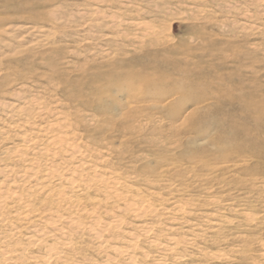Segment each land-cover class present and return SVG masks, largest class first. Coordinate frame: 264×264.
Returning a JSON list of instances; mask_svg holds the SVG:
<instances>
[{"label": "rangeland", "instance_id": "rangeland-1", "mask_svg": "<svg viewBox=\"0 0 264 264\" xmlns=\"http://www.w3.org/2000/svg\"><path fill=\"white\" fill-rule=\"evenodd\" d=\"M58 133L74 159L38 152ZM0 151V193L72 192L71 216L91 213L61 231L58 264H128L112 247L134 236L139 264H264V0H0ZM138 200L158 223L123 207ZM20 208L5 202L0 233L25 245L50 226ZM170 237L174 253L150 247Z\"/></svg>", "mask_w": 264, "mask_h": 264}, {"label": "bare ground", "instance_id": "bare-ground-1", "mask_svg": "<svg viewBox=\"0 0 264 264\" xmlns=\"http://www.w3.org/2000/svg\"><path fill=\"white\" fill-rule=\"evenodd\" d=\"M53 112V111H52ZM59 119V118H57ZM61 119V118H60ZM56 121V120H55ZM60 121V120H59ZM29 122V121H28ZM54 122V121H53ZM58 122V121H57ZM61 122V121H60ZM59 124V123H58ZM65 124V123H64ZM55 125V123H54ZM66 125H64L62 129H66L65 128ZM50 130L53 129L49 126ZM58 128V127H57ZM48 129V128H47ZM46 129V130H47ZM49 130V131H50ZM65 131V130H64ZM52 132V130H51ZM56 132V131H55ZM59 132V131H58ZM66 132V131H65ZM44 134V133H43ZM59 134V133H58ZM62 134V132H61ZM45 135V134H44ZM48 134H46L47 136ZM60 135V134H59ZM66 135V134H65ZM49 136V135H48ZM47 136V137H48ZM43 137V136H42ZM65 137V136H64ZM24 139V138H23ZM22 139V140H23ZM42 139V138H41ZM65 138H63V136H58V135H50L48 138H46V140L44 142H38V143H41L40 147L37 148L38 152H40L41 154H45L48 152V150L45 152V148H48L49 146H52V145H56V143L59 141L58 143V147L61 148V151H66L67 153L65 154L66 156L68 155L70 158L68 159H74V155H75V150H76V147L73 146L72 143H74L73 141H71L72 143H67V140L69 141L70 140H73L74 138H66V141L64 140ZM44 140V139H42ZM37 143V144H38ZM63 143L65 145H63ZM76 144V142H75ZM78 144V143H77ZM28 145V144H27ZM26 145V146H27ZM31 145V144H30ZM80 145V144H79ZM78 145V146H79ZM37 146V145H36ZM76 146V145H75ZM24 147V146H23ZM30 147V146H29ZM28 147V149H30ZM31 147H33L31 145ZM35 147V146H34ZM81 147V146H80ZM16 148V147H15ZM27 148V147H25ZM50 148V147H49ZM58 148V149H59ZM8 149V148H7ZM12 150V148H10ZM19 148H17L18 150ZM53 149V147H52ZM10 150V151H11ZM54 150V149H53ZM4 151V154L5 150ZM23 151V150H22ZM55 151V150H54ZM82 151V150H81ZM1 152V151H0ZM17 152V151H16ZM19 152V150H18ZM21 152V151H20ZM33 152V151H32ZM36 152V151H35ZM52 152V151H50ZM59 152V151H58ZM37 153V152H36ZM56 153V152H55ZM60 153V152H59ZM58 153V154H59ZM62 153V152H61ZM10 154V153H9ZM14 154V153H13ZM20 154V153H19ZM22 154V153H21ZM25 154V153H24ZM34 154V153H32ZM31 153L29 155H32ZM57 154V153H56ZM77 154V153H76ZM81 154V153H79ZM1 155V154H0ZM8 155V154H7ZM6 155V156H7ZM17 155V154H16ZM14 155V157L16 156ZM51 155V153H50ZM53 155V154H52ZM24 156V155H23ZM26 156V155H25ZM33 156V155H32ZM35 156V155H34ZM41 156V155H40ZM79 156V155H78ZM17 157V156H16ZM36 157V156H35ZM34 157V158H35ZM39 157V156H38ZM49 157V156H48ZM51 157V156H50ZM1 158H3V156H1ZM33 157H31L32 159ZM37 158V157H36ZM35 158V159H36ZM43 160H44V157H42ZM47 158V157H46ZM82 158V157H80ZM6 159V158H5ZM11 159V158H10ZM22 160V158H20ZM39 159V158H38ZM51 159V158H50ZM49 159V160H50ZM67 159V160H68ZM77 159V158H76ZM18 160V158H17ZM41 160V159H40ZM48 160V159H46ZM83 160V159H81ZM23 161H25L23 159ZM42 161V160H41ZM40 161V162H41ZM80 161V160H79ZM26 162V161H25ZM24 162V163H25ZM29 163V161H27ZM26 162V163H27ZM34 162V160H33ZM38 162V161H37ZM32 163V162H31ZM45 163V162H43ZM49 163V162H48ZM37 164V163H36ZM28 165V164H27ZM33 165H35L33 163ZM43 165V164H42ZM45 165V164H44ZM43 165V166H44ZM51 165V163H50ZM24 166V165H23ZM36 167L38 165H35ZM78 166V165H77ZM41 167V165H40ZM46 168V167H45ZM75 168V167H74ZM74 168L73 169V172H74ZM40 169V168H39ZM79 169V168H78ZM86 169V168H85ZM9 170V168L7 169ZM44 170V169H43ZM56 170V169H55ZM59 170V169H58ZM53 171V170H52ZM79 171V170H78ZM83 171V170H82ZM28 172H30V169H28ZM31 174H33V176L35 175L34 174V171L33 169H31ZM40 172V171H39ZM58 172V171H57ZM75 172H76V169H75ZM72 173V174H75ZM45 174V173H44ZM41 175V174H40ZM53 175V174H51ZM73 176L75 175H71L69 178H68V184L70 185L71 188L74 187V183H75V180L73 178ZM85 176V175H84ZM62 177V176H61ZM64 177V176H63ZM77 177V175H76ZM97 178V177H96ZM108 178V177H107ZM64 179V178H63ZM32 180V179H30ZM65 180V179H64ZM109 181H112V179L110 180L108 178ZM83 181V180H82ZM107 181V180H106ZM115 181V180H114ZM49 183V182H48ZM106 183V182H105ZM115 184V183H114ZM113 184V185H114ZM78 186V185H77ZM107 185L105 184V187ZM63 187V186H62ZM76 188V187H75ZM109 188H111V185L109 186ZM50 189H53L52 187ZM112 189V188H111ZM110 189V192H112V190ZM80 190V189H79ZM105 190H107V188H105ZM107 193V191H105ZM20 193V192H19ZM46 193V192H45ZM27 194V193H26ZM105 194V193H104ZM55 195V196H54ZM52 196V192L49 196L51 197H48V200L45 198L43 199V201L39 202L38 205L36 204H33V200L30 201L29 199L26 198L25 202L22 201V198L21 197H12L11 198V195H4L3 193H0V209L3 207V205L5 204L6 201H12L13 198L15 199H18L19 201V204L21 205V208L18 209V210H15L14 211V215L15 216H19L20 214H23V213H26V212H30L31 210L35 209V216L37 218H41V221L44 223V224H47L48 226H50V230L47 231V232H40L37 231L38 234H34V233H29L27 234V236L25 237V240H26V244L25 245H22L18 240H14L16 239L18 236V231H16L15 229L13 230L14 233H11V232H1L0 233V264H58L59 262L60 263H66L67 262V255L65 254L64 251H66V248L65 247H69L71 244L70 242L67 241V239L65 240L64 239V236L61 234V231H64L66 232L67 229H69V227H75L77 230L79 228H83V224L80 222V214L81 215H86L88 217L91 216V213H87L86 211H84V209H79V213H77V211L74 213V215L71 216V208L68 206L69 204H77L78 203V200L76 199V197L73 195V193L71 192L70 194H66V193H63L62 191H58L56 192V194H54ZM118 197V199L121 198V193H116V198ZM51 198V200H50ZM115 198V199H116ZM125 198V197H124ZM123 196H122V199H124ZM140 198V197H139ZM50 200V201H49ZM9 204V203H8ZM48 209H43V211L41 212L38 208H39V205L40 206H45V205H48ZM125 206V209H129V212H131L134 216L136 217H143V215H145V213L149 214V215H152V216H155V218L157 217V212L154 210L153 207H151V204L150 203H147L146 201H143V200H138V201H132V202H129V204H124ZM177 207V206H176ZM175 207V209H176ZM173 208V207H172ZM179 208V206L177 207ZM165 209V208H163ZM61 210L64 212L61 213ZM173 210V209H172ZM180 211H184L181 209H179ZM179 210H178V213H179ZM45 212L47 213H53L54 215L52 216H48L49 218L43 216L45 214ZM176 212V211H174ZM185 212V211H184ZM171 213V212H170ZM182 213V212H180ZM179 213V214H180ZM27 214V213H26ZM169 214V213H168ZM175 215V214H174ZM26 216H23V218H25ZM4 219L6 218H2L1 215H0V224L2 221H4ZM28 220H31V219H28ZM97 220V219H96ZM141 221V220H140ZM145 221V220H144ZM156 223H158L159 219L156 218ZM139 222V221H137ZM141 223V222H140ZM160 224V223H159ZM118 226V225H117ZM117 226L116 229L118 228ZM137 226V225H136ZM1 227V226H0ZM89 228L92 227V222L90 223V225H88ZM150 228V227H149ZM152 228V226H151ZM178 229V228H177ZM143 230V229H142ZM147 230V229H146ZM4 231V230H3ZM148 231V230H147ZM166 231H173V228L172 227H167L166 228ZM146 232V231H144ZM154 232V230H153ZM159 232V231H158ZM142 234V233H141ZM58 236L55 238V236ZM96 237H100L101 235V231L100 232H97L96 234ZM144 235V234H143ZM15 236V237H14ZM14 237V238H13ZM45 238H50L51 239V242L50 243H47V241H45ZM153 238V237H152ZM15 241L14 243L12 242L13 240ZM131 240L128 242V245L127 246H124V247H112L113 250H114V253H116L117 256H119V254H122V253H126L125 255L127 256H130L128 257L129 259L127 260L128 264H139V263H135V256H131L130 253L131 251L134 250V247L137 245V241H136V238L135 236L134 237H131L130 238ZM159 239L158 238H155L154 240L150 241V247H157L158 248V251L159 252L160 250H162L163 252L166 251L165 253L166 254H172L174 253L176 250V246L179 244V241L177 238L175 237H170L167 241L168 244L166 246H161L160 243L158 242ZM22 245V246H20ZM20 246V247H19ZM40 246H43V250H44V253L41 254V256L39 255H29L27 254V251L29 249V247H32L33 249L34 248H40ZM101 247L105 246L104 243H101L100 244ZM263 246V249H264V243L262 244ZM136 249V248H135ZM33 251V250H32ZM41 251V250H40ZM150 252L148 251H145L144 254H142V258L145 259V258H148L150 257ZM135 254V252H134ZM263 259H264V251L263 253L261 254ZM166 255H162V254H159L158 257L156 258V264H166L165 261H166V258H165ZM226 256V255H224ZM221 256L219 255H211V258L212 259H219ZM174 258V257H173ZM181 257H176L175 259H180ZM182 260V259H181ZM139 261V260H138ZM145 261V260H144ZM155 263V262H154ZM104 264V263H103ZM107 264V263H106ZM142 264V263H141Z\"/></svg>", "mask_w": 264, "mask_h": 264}]
</instances>
